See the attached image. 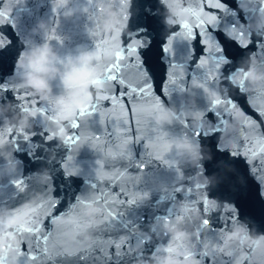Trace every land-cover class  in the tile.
Returning a JSON list of instances; mask_svg holds the SVG:
<instances>
[{"label": "snow or ice", "instance_id": "6c2138e0", "mask_svg": "<svg viewBox=\"0 0 264 264\" xmlns=\"http://www.w3.org/2000/svg\"><path fill=\"white\" fill-rule=\"evenodd\" d=\"M22 2L23 0H3L0 7V28L5 25L15 28L12 13L14 6ZM119 3L120 0H88V4L94 10H90L89 7L83 8L85 13H90L89 19L94 22L95 28L89 31L95 38V49L98 55L105 61L100 66L99 77L94 81V84L98 85L94 90L100 103L95 101L89 103L86 111L76 110L69 121L70 134L65 141L73 153L82 145L88 144L103 155V159L97 161L98 168H106L109 175L106 182L99 181V184L91 185L93 191L90 196L91 199L105 206L103 233H111L115 230L116 225L113 222L120 219L123 214L122 209L138 204L136 193L137 186L142 181V175L133 174L129 169L134 166L143 172L147 165L132 164L134 144L143 143L148 163L154 160L163 163L169 169H175L177 173L180 171L179 165L170 159V154L176 147L173 139L176 134L169 131L168 127L158 124L154 117L162 110L164 97L169 101L172 100L175 89L169 85H177V69L181 73L180 82L186 78L184 65L173 64L171 66L173 71L168 73L166 84L161 89H157L153 84L151 66L147 57L146 50L151 40L146 35V28L133 30L131 35H123L118 45L109 47L107 41L115 39L120 34H106L101 30L104 6L111 4L113 7H118ZM129 4H133V0H129ZM256 4L259 10L264 12V0H256ZM60 9H63L62 0H54L52 11L57 17L60 15ZM227 10L228 6L224 0H188L181 23L176 26L178 31L169 36L163 51L171 54L173 43L178 37L187 42L199 39L202 55L197 60L196 66L203 70V79L193 78L192 83L206 93L209 107L201 114L208 118L207 114L211 112L216 128L212 134L192 131L191 138L195 142H201L202 136L205 139L212 137L215 140L213 148L216 152L227 153L233 162L243 161L247 168V175L256 185L255 196L264 200V89L243 94L248 107L259 117L256 119V116L254 118L245 111L250 117L245 123V130L250 128L255 133L254 137L241 138L238 142L239 147L235 150L228 149L218 141V136L223 131L224 119L220 118L216 105L223 103L232 105L237 102L232 97L225 99L214 94V89L220 83L225 71L231 72L232 68L229 66L236 60V57L230 53L229 46L235 44L240 49H247L253 43L251 35L247 41L237 39L236 28L240 24L239 21L229 29H220L218 26L220 13ZM63 15L67 13L64 12ZM232 15L235 16L236 13L233 12ZM53 25L54 30L48 40L63 44V40L56 31L59 27L58 18ZM11 43V39L0 31V54ZM256 47L264 49V38L256 42ZM192 52L194 55L195 49H192ZM17 58L13 70L6 74L5 82L0 83V100L7 102L9 98L5 93H10L17 108L27 113L33 105V97L29 95L27 89L16 84ZM60 63L63 64L64 60ZM57 86L62 87L60 82H57ZM242 88L243 85H241ZM35 99L39 118L45 124L44 130L48 132L46 140L51 141L49 125L56 115L52 101L45 104L39 97ZM97 117L103 134L91 130L90 122ZM178 123L184 129L181 134L186 135L190 128L189 123L182 119L178 120ZM17 135H23V139L27 141L35 133H13L0 126V144H15ZM73 160L74 155H68L63 164L69 176L77 173V169L72 167ZM121 162H128V166L121 167ZM109 164L111 167H108ZM12 183L21 193L28 188L22 179L14 180ZM47 185H49L48 188L42 191L45 199L38 204V207L45 212L44 221L35 227L19 229L25 236L24 243L14 251V261H9L7 256L0 257L3 264H113L114 258H123L132 253H135L138 258L144 253V245L148 240L142 234L135 248L129 243L130 237L124 235L117 238L111 234H102L95 244L84 243L79 233L85 220L79 214V210L85 205L86 199L80 196L67 211L57 213L60 201L52 195L51 183ZM176 191L173 189L169 198L175 199ZM235 193L237 199H247L252 195L247 181L242 186L238 185ZM207 199L206 197L199 201L203 210L201 230L207 231L195 256L185 250L186 264H252V258L257 255L254 250L241 249L237 252H228L223 242V234L228 225L241 218L239 205L232 202L230 215L227 218L220 216L222 226L214 229L211 228ZM4 206L8 205L0 204V207ZM17 207L18 205L13 208ZM168 215H172L171 209ZM210 231L216 233L215 238L208 235Z\"/></svg>", "mask_w": 264, "mask_h": 264}, {"label": "water", "instance_id": "95a60500", "mask_svg": "<svg viewBox=\"0 0 264 264\" xmlns=\"http://www.w3.org/2000/svg\"><path fill=\"white\" fill-rule=\"evenodd\" d=\"M5 78L6 74L0 72V83L5 82ZM16 84L27 89L33 97V105L25 113L17 108L11 94L5 93L9 100H0V126L13 133L35 135L27 141L23 139V135H17L15 144H0V204L8 205L0 207V236L4 237L8 248L2 257L7 256L9 261H14L13 253L25 239L19 229L35 227L44 221L45 212L38 204L45 199L42 191L51 183L52 195L60 201L57 213L67 211L80 196L86 199L85 205L79 210L85 220L79 233L84 243L93 245L102 234H111L117 238L124 235L130 237L129 243L135 248L141 234L147 238L144 253L138 258L132 253L123 258H114L113 264H169L170 260L186 264L185 250L195 256L207 231L201 230L203 210L199 203L206 197L211 228L214 229L222 226L220 216L227 218L230 215L232 202L239 205L241 218L228 225L223 234L225 250L237 252L252 249L257 253L252 258V264H264V200L255 196L256 185L247 175L246 165L243 161L233 162L227 153L216 152L212 137L205 139L202 136L201 142H195L191 138L192 131L214 133L216 124L159 112L154 117L156 122L176 134L173 138L176 147L172 150L170 159L179 165L180 171L177 173L175 169H169L158 161L148 163L143 143L134 144L132 164L147 165L143 172L134 166L129 169L133 174L142 175L136 193L138 204L122 209L120 219L113 222L115 230L103 233L105 206L90 198L93 191L91 185L99 184V181L106 182L109 175L106 168H98L97 161L103 159V155L88 144L82 145L73 153L65 143L70 134L68 124L76 110L86 111L89 103H100V100L97 96L79 92L84 107H75L65 119L61 118V108L57 106V101L61 97L71 101L76 91L50 85L51 91L45 99L43 93L30 86L27 79L17 77ZM37 97L45 104L52 101L56 113L49 125L51 141L46 140L48 132L44 130L45 124L39 118L35 106ZM181 119L190 126L186 135L181 134L184 131L178 123ZM90 127L92 131L103 134L98 117L90 122ZM62 129L63 135H60ZM254 135L252 132L223 126L218 141L228 149L235 150L239 147L241 138H252ZM68 155H74L72 167L77 169V173L72 176L63 167ZM120 166L127 167L128 162H121ZM17 179L24 180L28 185L25 192H19L12 183ZM246 181L252 195L247 199H237V186L244 185ZM173 189L177 191L172 200L169 197ZM169 209L172 215H168ZM10 218H20V223L8 227L6 222ZM8 233L15 237V241ZM208 235L215 238L216 233L210 231Z\"/></svg>", "mask_w": 264, "mask_h": 264}, {"label": "clouds", "instance_id": "9594fccd", "mask_svg": "<svg viewBox=\"0 0 264 264\" xmlns=\"http://www.w3.org/2000/svg\"><path fill=\"white\" fill-rule=\"evenodd\" d=\"M109 15L114 14L109 10ZM54 59H56V57L51 53V49L47 44L44 45L42 51L33 53L31 57L32 63L30 66L32 67L33 72L28 74V83L30 86L34 87L37 92L43 93V97L45 99L47 98L48 93L51 91V87L48 81L44 78V76L40 75V73L51 74L54 76L59 70L48 67V65ZM81 59L85 64H87V62L92 59V56L84 55ZM89 75L90 71L87 68H74L65 75L63 83L67 88H76L78 86L83 87L86 85ZM57 106L61 108V118L66 119L67 116L72 113L75 107L83 108L84 101L81 99L80 93L77 92L73 94L71 101H66L63 97L59 98L57 101ZM60 135H63V129L61 130ZM93 211H96V209H93ZM16 223H20V218H10L6 222V226L11 227ZM7 235L11 237L13 241H15V237L12 236L11 233H8ZM7 250L8 248L4 243V237L0 236V257H2L3 254H6ZM0 264H3L2 259H0ZM169 264H178V262L170 260Z\"/></svg>", "mask_w": 264, "mask_h": 264}]
</instances>
